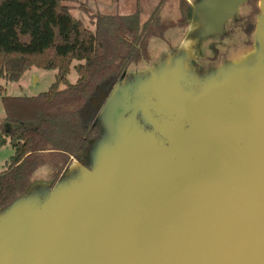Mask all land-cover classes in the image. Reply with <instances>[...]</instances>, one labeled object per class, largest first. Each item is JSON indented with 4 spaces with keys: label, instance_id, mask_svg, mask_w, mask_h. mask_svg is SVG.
<instances>
[{
    "label": "water",
    "instance_id": "obj_1",
    "mask_svg": "<svg viewBox=\"0 0 264 264\" xmlns=\"http://www.w3.org/2000/svg\"><path fill=\"white\" fill-rule=\"evenodd\" d=\"M245 1H189L183 54L197 55L193 37ZM258 7L251 46L204 82L175 85L183 74L171 54L162 83L155 70L120 80L83 163L57 180L37 168L0 207V264H264V0Z\"/></svg>",
    "mask_w": 264,
    "mask_h": 264
},
{
    "label": "trees",
    "instance_id": "obj_2",
    "mask_svg": "<svg viewBox=\"0 0 264 264\" xmlns=\"http://www.w3.org/2000/svg\"><path fill=\"white\" fill-rule=\"evenodd\" d=\"M73 4L88 11L78 0H0V80L17 83L32 68L56 72L54 83L37 96L8 97L0 90L9 127L0 133V147L8 142L13 151L0 172V207L46 164L44 152L66 165L85 147L95 85L116 77L127 64L125 55L135 52L129 41L139 38L138 9L130 15L92 14L91 30L72 16ZM72 66L75 84L67 81Z\"/></svg>",
    "mask_w": 264,
    "mask_h": 264
},
{
    "label": "flooded vegetation",
    "instance_id": "obj_3",
    "mask_svg": "<svg viewBox=\"0 0 264 264\" xmlns=\"http://www.w3.org/2000/svg\"><path fill=\"white\" fill-rule=\"evenodd\" d=\"M189 1L195 0H179L175 13L163 16L162 14L165 11V5H167L168 0H160L159 5L153 11L149 21L138 31L137 36L139 38L136 43H134V40L130 39L129 42L134 47L135 52L125 55L127 58L126 66L116 77H108L101 83L95 85L94 92L90 99H94L96 105L91 104L89 99L86 110L90 118V124L88 126L87 135L82 137L85 147L76 151L75 155L69 156V161L66 165H63L61 158L52 159L48 156V152L43 153V155H45V165H48L53 172L51 176L52 179H59L66 167L73 160H78L83 163L84 152L88 149V142L101 138L100 129L97 126H93V123L100 109L103 107L106 97L110 96L120 80H122L125 85H133L135 84V78L138 74L143 75L144 73L147 77H150L151 74L149 70H155L162 83L161 80L164 70H168L169 67L167 56L171 54L176 64L175 75L179 76L183 74L179 76L181 78H179L180 80H178L175 85H179V83L184 85L187 83L189 85L199 84L200 82H204L210 73H213L218 67L225 64L230 54L236 53L239 48L251 46V36L256 27V18L259 15V0H246L240 6L236 16L231 18L212 34L194 36L193 40H195L200 47L197 55L192 56L187 53L183 54L185 51H182L181 47L185 46V43H187V34L192 30L187 20ZM183 60L186 61L184 65L176 63L183 62ZM122 62L121 59H118L115 64L119 65ZM125 71H128V73L122 78ZM183 71L184 73H182ZM143 91L146 92V95L150 94L147 92V89ZM154 91L155 90H152V92ZM163 91L164 89L160 92L162 93ZM174 97L177 99L178 96L174 95ZM157 98L158 96L156 95L151 97L150 100L155 104ZM161 106L163 107L164 105L158 103L150 107L159 109ZM129 115H131V113L125 115V117ZM160 116L161 114H153L155 119ZM135 120L145 131L150 133L153 132V128L145 124L146 122H144L140 114L136 115ZM155 136L159 140L163 139L159 133H156Z\"/></svg>",
    "mask_w": 264,
    "mask_h": 264
},
{
    "label": "rangeland",
    "instance_id": "obj_4",
    "mask_svg": "<svg viewBox=\"0 0 264 264\" xmlns=\"http://www.w3.org/2000/svg\"><path fill=\"white\" fill-rule=\"evenodd\" d=\"M160 0H139L137 6V0H78V3H83L87 6L88 11H82L78 7V4H73L72 16L81 21L83 25L93 30L90 16L92 14H132L137 9L140 14V25L143 27L151 18L153 11L159 5ZM175 0H168L166 7L171 8L175 3ZM239 48L238 50H240ZM54 70H39L32 68L27 71L17 83L6 82L0 80V90L4 91V95L8 97H32L46 92L55 81ZM69 84H75L77 81V74L71 67L70 73L67 76ZM64 86H61L63 88ZM4 108L2 106L0 98V133L8 131L9 127L3 122ZM13 155V151L8 142L0 147V172L3 171L5 165L9 162L10 157Z\"/></svg>",
    "mask_w": 264,
    "mask_h": 264
},
{
    "label": "crops",
    "instance_id": "obj_5",
    "mask_svg": "<svg viewBox=\"0 0 264 264\" xmlns=\"http://www.w3.org/2000/svg\"><path fill=\"white\" fill-rule=\"evenodd\" d=\"M175 4L173 6H171V8L169 7H165V11L164 13L162 14L163 16H166V15H170L171 13H175V11L177 10V6H178V3H179V0H175L174 2ZM178 13V12H177ZM122 15V14H120ZM127 15H130V14H127Z\"/></svg>",
    "mask_w": 264,
    "mask_h": 264
}]
</instances>
